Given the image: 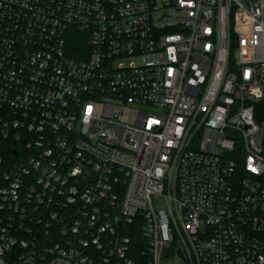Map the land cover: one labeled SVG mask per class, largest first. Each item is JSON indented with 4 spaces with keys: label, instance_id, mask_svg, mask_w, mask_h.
Returning <instances> with one entry per match:
<instances>
[{
    "label": "built area",
    "instance_id": "2783aa9c",
    "mask_svg": "<svg viewBox=\"0 0 264 264\" xmlns=\"http://www.w3.org/2000/svg\"><path fill=\"white\" fill-rule=\"evenodd\" d=\"M262 102L264 0H0V264H264Z\"/></svg>",
    "mask_w": 264,
    "mask_h": 264
},
{
    "label": "trees",
    "instance_id": "16d2710c",
    "mask_svg": "<svg viewBox=\"0 0 264 264\" xmlns=\"http://www.w3.org/2000/svg\"><path fill=\"white\" fill-rule=\"evenodd\" d=\"M73 48L76 50V49H83V48H86V43L85 41L81 40V39H75L74 40V46ZM258 119L261 121V122H264V102H262L260 104V109L258 111ZM263 152H264V145H263Z\"/></svg>",
    "mask_w": 264,
    "mask_h": 264
},
{
    "label": "water",
    "instance_id": "95a60500",
    "mask_svg": "<svg viewBox=\"0 0 264 264\" xmlns=\"http://www.w3.org/2000/svg\"><path fill=\"white\" fill-rule=\"evenodd\" d=\"M181 254V253H180Z\"/></svg>",
    "mask_w": 264,
    "mask_h": 264
}]
</instances>
